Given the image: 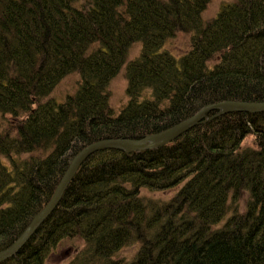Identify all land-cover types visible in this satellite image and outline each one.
I'll use <instances>...</instances> for the list:
<instances>
[{
  "label": "trees",
  "instance_id": "trees-1",
  "mask_svg": "<svg viewBox=\"0 0 264 264\" xmlns=\"http://www.w3.org/2000/svg\"><path fill=\"white\" fill-rule=\"evenodd\" d=\"M208 1L0 0V250L91 142L142 138L206 104L264 102V0L203 19ZM178 32L188 47L174 56L162 45ZM122 65L114 112L107 85ZM69 74L73 93L49 97ZM213 114L157 147L89 155L0 264H45L63 239L81 241L65 264H264V111ZM170 188L167 200L139 193ZM132 243L131 260L113 257Z\"/></svg>",
  "mask_w": 264,
  "mask_h": 264
},
{
  "label": "water",
  "instance_id": "water-1",
  "mask_svg": "<svg viewBox=\"0 0 264 264\" xmlns=\"http://www.w3.org/2000/svg\"><path fill=\"white\" fill-rule=\"evenodd\" d=\"M229 111H241L247 113L262 112L264 111V102L222 101L212 104H206L188 118L179 121L178 123L172 125L171 127L163 131L149 134L142 138H115L91 142L89 145L81 149L76 155L71 158L48 202L30 220L28 226L23 230L19 237L15 239L7 248L0 250V261L4 260L8 256H12L15 252H17L21 245L36 230L38 225L49 215V213L56 206L63 190L65 189L70 179L73 177L79 165L90 154L99 150L109 148L134 151L157 147L173 140L181 133L193 127L195 124L199 123L203 118H205L209 113L216 112V114L213 115H217Z\"/></svg>",
  "mask_w": 264,
  "mask_h": 264
},
{
  "label": "rangeland",
  "instance_id": "rangeland-1",
  "mask_svg": "<svg viewBox=\"0 0 264 264\" xmlns=\"http://www.w3.org/2000/svg\"><path fill=\"white\" fill-rule=\"evenodd\" d=\"M231 0H209L206 4L204 10L202 11V18L209 19L215 15L218 11L219 7L226 2ZM188 47V35L185 33H176L170 39H167L163 45L162 49L170 52L174 56H178L186 51ZM140 43L136 42L133 43L129 49L127 50L125 62L133 59L139 53ZM124 65L121 66L119 71L109 80L107 85V94H108V103L110 107L116 112L126 101L125 96V86L126 80L124 76ZM78 77L75 74H69L62 78L53 90L48 95L49 97L55 99L56 101H60L63 97L67 94L73 93L76 87V81ZM4 118L9 119V115H5ZM251 138L246 137L243 140V144H250ZM123 150V149H122ZM143 150V149H142ZM138 151V150H134ZM5 162V160H3ZM175 188H170L163 191H148L141 189L140 194L154 199H169ZM245 195H243L239 199V210L243 209ZM264 202V200H263ZM81 245V241L77 239H63L62 241L58 242L52 251L49 253L48 258L45 260V264H65L72 258L74 252L77 248ZM136 248L138 245L136 243H132L120 248L115 254L114 258H118L123 261H128L133 258Z\"/></svg>",
  "mask_w": 264,
  "mask_h": 264
},
{
  "label": "bare ground",
  "instance_id": "bare-ground-1",
  "mask_svg": "<svg viewBox=\"0 0 264 264\" xmlns=\"http://www.w3.org/2000/svg\"><path fill=\"white\" fill-rule=\"evenodd\" d=\"M123 150H124V149H123ZM125 151H126V150H125ZM90 155H91V154H90ZM229 215H230V214H229ZM23 244H24V243H23ZM23 244H22V245H23ZM22 245H21V246H22ZM18 250H19V249H18ZM9 257H12V256H8L7 258H9ZM7 258H5V259H7ZM5 259H4V260H5ZM2 261H3V260H2ZM0 262H1V261H0Z\"/></svg>",
  "mask_w": 264,
  "mask_h": 264
}]
</instances>
